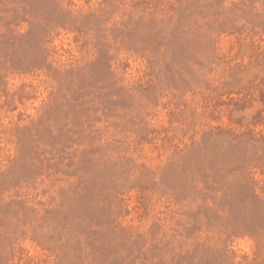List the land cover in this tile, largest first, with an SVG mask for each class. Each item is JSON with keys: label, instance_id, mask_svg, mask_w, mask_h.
<instances>
[{"label": "rangeland", "instance_id": "1", "mask_svg": "<svg viewBox=\"0 0 264 264\" xmlns=\"http://www.w3.org/2000/svg\"><path fill=\"white\" fill-rule=\"evenodd\" d=\"M0 264H264V0H0Z\"/></svg>", "mask_w": 264, "mask_h": 264}]
</instances>
